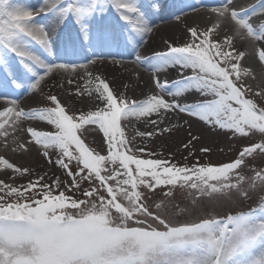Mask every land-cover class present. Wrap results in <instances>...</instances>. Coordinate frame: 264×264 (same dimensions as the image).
I'll list each match as a JSON object with an SVG mask.
<instances>
[{"label": "snow or ice", "instance_id": "snow-or-ice-1", "mask_svg": "<svg viewBox=\"0 0 264 264\" xmlns=\"http://www.w3.org/2000/svg\"><path fill=\"white\" fill-rule=\"evenodd\" d=\"M210 10L211 27L191 26L188 41L166 39L161 49L154 37L165 15L162 0H43L39 6L0 0V136L25 132L23 143L13 139L16 147L38 146L64 174H53L51 183L47 172L32 179L33 169L0 157L10 181L28 177L19 184L0 180V264H264V166L255 164L264 156V89L246 86L250 70L239 63L245 53L235 52L232 36L221 38L227 27L264 42V0L250 9L223 0ZM173 15L179 20L186 12ZM124 55L152 74L161 94L130 101L90 68L108 57L123 63L116 58ZM170 70L176 71L171 80ZM81 74L86 85L76 94L95 93L104 107L77 115L56 94L41 99L46 80L62 76L73 84ZM16 91L29 93L34 106L26 110L11 96ZM170 112L250 143L227 163L180 165L137 148L121 126L122 119L156 114L159 122L149 120L155 130L138 135L170 133L179 127H161ZM89 125L103 133L106 154L82 138L97 130ZM198 140L193 136L183 147L192 154ZM177 187L191 197V207L173 204L169 215ZM158 188H167L159 201L153 199ZM209 204L225 211L207 212Z\"/></svg>", "mask_w": 264, "mask_h": 264}, {"label": "bare ground", "instance_id": "bare-ground-1", "mask_svg": "<svg viewBox=\"0 0 264 264\" xmlns=\"http://www.w3.org/2000/svg\"><path fill=\"white\" fill-rule=\"evenodd\" d=\"M25 1L27 0H18V2L21 3H25ZM33 1L35 2V5L31 4L32 6H39L43 3V0ZM162 2L165 5V15L163 19L157 20L159 31L154 37L157 45H159V48L161 49L163 48V41L166 39L172 40L178 44H183L188 41L190 39V35L187 29L191 26L198 25L201 27V29L211 27V24L215 21V16L210 9L211 7L219 6L221 3H223V0H162ZM258 2L259 0H234V3L238 9L240 7H243L242 9H250ZM192 4L199 6L200 11H192L188 7ZM181 9L186 12V15H181V18L178 20L173 14L180 12ZM224 35L233 37L232 42L236 53L240 51L245 53L244 57L239 63L241 68H247L250 70V75L247 77L252 88L256 91L264 89V61L259 60V51L264 49V42L244 40L235 36L227 27L223 28L221 32V38H223ZM35 47L38 52L42 51L39 49V46ZM225 50L231 51L230 49H227V46H225ZM146 51H148L147 47L142 49V52ZM116 59L118 61L122 60L123 63H113V59L108 57L105 60L98 61L94 67L90 66V68L94 71V74L104 78L110 84V87L113 88L118 94H123L125 97H132L130 98L132 99L130 101L138 102L154 93L161 94L152 83V74L146 70L144 66L134 65L132 63L134 56L124 55L123 57H117ZM172 78H176V71L170 70L169 80ZM74 79L75 83L68 84L64 77L56 76L50 81L46 80V83H48L49 87L52 89H57V86L60 84H63L64 86L66 85V88L64 87L62 89H66V91L71 94L74 99H80L82 101L81 103L86 102L101 105V101L95 100L93 98L95 93H93V97H89L86 91L84 95L76 94L77 87H80L82 91L84 90L86 79L83 78V74H81V77ZM161 79L163 80L164 77ZM11 96L18 98L26 110L34 106L32 100L30 99V94L27 92L21 94V92L18 91L11 93ZM165 99L170 100L171 98L165 96ZM3 106V103H0V109H2ZM156 116V114H152L150 118H130L125 120V125L127 127L137 129L138 124L142 123L144 124L145 128H150L154 125L149 123V120L160 119L158 116ZM163 121L170 123L168 127L171 125H179V127L173 129V131L170 133L166 132L165 134H160V142L163 143L168 140L174 146V148L182 147L184 145V143H181L182 141L188 142L193 136H196L199 137V140L193 141V144H198V151L202 152L200 151L201 148H207L210 150V147H212L211 142L216 136L219 137V135L215 133V130L218 128H212L206 123L183 113H167L163 117ZM185 121H187V123H185ZM29 123L36 127L37 122H25L24 126L26 127ZM14 138L23 143V141L28 139V136L25 132L14 133L12 129H9V136L6 140L4 137L0 136V157L9 159L10 162L22 168H31L33 169V172L49 171L50 167H44L42 165L36 164L39 156L36 153L35 145H30V151L22 150L17 148L16 144L13 143ZM231 138L233 139L232 136ZM52 174L53 172L50 173V175ZM11 175L12 173L10 172H3L0 174L3 179H6Z\"/></svg>", "mask_w": 264, "mask_h": 264}, {"label": "rangeland", "instance_id": "rangeland-1", "mask_svg": "<svg viewBox=\"0 0 264 264\" xmlns=\"http://www.w3.org/2000/svg\"><path fill=\"white\" fill-rule=\"evenodd\" d=\"M49 81L51 79H48ZM246 86L250 85V81L248 77L245 78ZM86 83L84 84V86ZM66 88V85L63 86V88ZM113 89V88H112ZM114 90V89H113ZM115 91V90H114ZM18 92V91H16ZM49 92L52 94H56L62 98V100H66L68 102V105L70 108L73 110L77 111V115L79 114L80 111L87 112L89 110H96L98 107H104V104L101 103V105H98L96 103H81L82 101L78 98L74 99L71 94H69L66 89L63 90L60 85L57 86V89H52L49 87L48 83L44 84L43 88V93L41 94V99H43L44 96H46ZM117 95H119L116 91L114 92ZM129 97V96H126ZM132 97L127 98L128 100ZM160 119L156 121H160L161 117L157 115ZM156 116V117H157ZM145 118H150V117H145ZM142 120V119H140ZM170 123L164 122L161 127H168ZM121 126L125 130L126 136L131 139L132 137H135V139L132 141V143L137 147V148H144L146 152H154L160 155V158H166L169 160H172L173 162L183 165V164H188L192 165L195 164L197 161H199L200 164H211V165H220L223 163L230 162L234 160L238 154V151L241 149L242 146H246L250 143V141L246 138H231V134L220 130L216 129L215 133L219 135V137H215V139L211 142L210 150L207 152H199L198 148L199 145H194V147H191V153H189V149L185 147H180V148H174V146L170 143V141L166 140L165 142L161 143L160 142V133L157 131L156 135L151 136V137H141L138 135L139 132H153L155 126H151L150 128H145L144 124L139 123L138 128H130L125 125V120L122 119L121 121ZM36 127L38 130H44V131H50L51 129L48 128L45 124L37 123ZM97 128V126L94 125H89L85 126V128ZM148 130V131H146ZM94 132V134H93ZM165 134V133H164ZM83 139H85V143L89 144L90 147L95 148L97 151H100L101 154H106V144L104 142L103 138V133L101 131L97 130L92 131V132H85V134L82 136ZM181 143H188L185 141H182ZM36 153L38 154L39 158L36 162L37 165H42L44 167H50L49 171H37L33 172L32 179H35L36 176L43 174L45 172L48 173L47 181L51 183L53 179V174L60 176L61 178H64L63 172L56 168L54 165H51L47 162L46 158L41 154V149L36 146ZM187 157V159H185ZM53 159L56 158V156L53 154ZM255 164L257 167L259 166H264V156H257L255 159ZM20 167V166H19ZM3 172H10L11 170H6L3 168V166H0V174ZM50 175V173H52ZM12 176V175H11ZM6 179H3L0 176V180H5L8 182H13V183H23L24 180H27L28 177H24L23 180L17 176L14 181H10V177ZM167 191V188H165L163 191H161L159 188L156 190V195L153 197V199L159 201L160 199H164V192ZM71 194V193H69ZM78 195V194H77ZM254 199H255V194H254ZM252 201H245L244 206H247L248 204H251ZM173 204L178 205L180 208H186V207H191V197L187 194L186 191L180 190L179 187L175 190V196L174 199L172 200V203L169 204V207L167 209V212L169 215H171L176 209L173 208ZM207 212H210L212 214L220 213L223 214L225 211V208L217 204L215 206L209 204L207 209ZM179 219H194L195 214L191 216H185V217H178Z\"/></svg>", "mask_w": 264, "mask_h": 264}]
</instances>
